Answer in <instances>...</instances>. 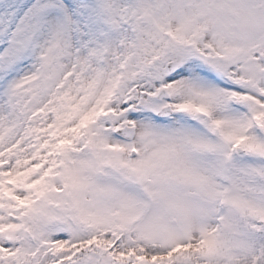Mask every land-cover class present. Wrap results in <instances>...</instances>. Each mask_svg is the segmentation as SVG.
I'll list each match as a JSON object with an SVG mask.
<instances>
[{
	"label": "snow or ice",
	"instance_id": "snow-or-ice-1",
	"mask_svg": "<svg viewBox=\"0 0 264 264\" xmlns=\"http://www.w3.org/2000/svg\"><path fill=\"white\" fill-rule=\"evenodd\" d=\"M0 264H264V0H0Z\"/></svg>",
	"mask_w": 264,
	"mask_h": 264
}]
</instances>
